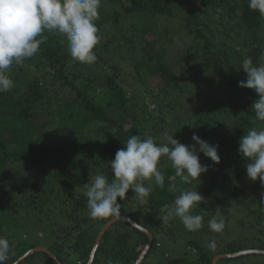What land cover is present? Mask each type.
Listing matches in <instances>:
<instances>
[{"label":"trees","instance_id":"16d2710c","mask_svg":"<svg viewBox=\"0 0 264 264\" xmlns=\"http://www.w3.org/2000/svg\"><path fill=\"white\" fill-rule=\"evenodd\" d=\"M125 1L101 0L94 64L74 61L66 38L45 32L39 53L9 69L14 87L0 93V133H11L10 139L0 136V236L12 246L14 228L26 237L29 229L38 237L43 231L60 261V254L75 252L80 264H87L110 219L89 218L84 184L98 174L114 178L110 161L132 135H150L157 143L174 136L191 145L195 134L218 145V164L199 153L209 170L182 184L179 178L169 180L174 169L162 157L165 187L154 186L147 204L131 202V189L124 201L118 198L121 215L153 236L140 264H211L218 254L254 250L264 241V185L247 178L249 161L238 149L240 138L264 129V121L251 110L258 94L239 82L247 75L243 59L264 65V18L248 8V0ZM39 118L42 124L36 123ZM170 182L204 197L192 211L203 217L200 230L188 231L178 218L166 227L158 218L161 205L179 194L168 191ZM218 207L225 227L215 233L208 221ZM230 224L254 237L225 241ZM176 233L188 236L181 253L172 259L162 251L154 259L160 246L156 236ZM211 237L215 251L206 246ZM146 243L144 233L117 221L102 237L92 264H135ZM38 254L56 264L45 253L19 264ZM22 255L9 254L5 264ZM251 255L258 254L217 264H264V259H243Z\"/></svg>","mask_w":264,"mask_h":264},{"label":"clouds","instance_id":"9594fccd","mask_svg":"<svg viewBox=\"0 0 264 264\" xmlns=\"http://www.w3.org/2000/svg\"><path fill=\"white\" fill-rule=\"evenodd\" d=\"M100 6L101 0H0V93L14 87L9 69L13 64H23L39 53L41 44L47 40L43 35L45 32L65 37L74 61L94 64L97 60L94 49L99 42L95 20ZM248 8L264 18V0H248ZM241 68L247 75L239 86L258 94L259 98L253 102L251 110L257 120L264 121V65H255L249 57L243 59ZM192 140L193 144L186 145L174 136H168L167 143H157L150 135L130 136L124 142L126 147L118 149L110 161L114 178L109 181L105 175L98 174L84 184L89 218L120 220L122 205L118 198L124 201L130 189L141 204H147L154 186L165 187L160 165L162 157H166L174 169V177H169V180L179 178L182 184H191L209 170V166L201 164L199 153L214 164L220 162L218 145H211L195 134ZM238 150L249 161L247 178L259 180L264 185V129L249 130L240 138ZM168 191L179 194L171 204L161 205L158 218L162 223L178 218L188 231L200 230L203 217L193 215L192 211L204 197L197 190H184L171 182ZM208 227L215 233L223 231L225 221L219 207L208 221ZM206 246L210 251L216 249L214 241ZM9 252L8 239L0 236V264H5Z\"/></svg>","mask_w":264,"mask_h":264},{"label":"rangeland","instance_id":"374dc122","mask_svg":"<svg viewBox=\"0 0 264 264\" xmlns=\"http://www.w3.org/2000/svg\"><path fill=\"white\" fill-rule=\"evenodd\" d=\"M125 2L127 3V0ZM150 107L153 108L152 105ZM43 120H44L43 118H39L36 121V123L42 124V122H44ZM0 136L4 137L6 139H10L11 133L9 131H5V132L0 133ZM130 200H131V202H135V200H137V199L135 197H131ZM166 225H167V223H165V226ZM233 226H234L233 224H230L231 231H230V234L228 235V237H225V241L229 242V241L236 240V239L243 241L246 237L247 238L249 236L250 237H254L252 234L250 235L249 232H245L244 229L235 231ZM166 227H168V225ZM8 231H10V229ZM28 231H29V237H26L24 231L21 228H19V227L14 228V229H12L10 231V233L12 232L14 234V236H15L13 238L14 239V241H13L14 243H13L12 246H10L9 254L11 256L16 257V256L22 255L23 253L24 254L27 253L29 251L28 248H29L30 245L34 246L33 248H35V247H45L47 249L50 248V245H51L52 241H51V237L49 236V234L44 233L42 231V233H44V234H42L40 232L41 233L40 236H44V237H38V236H36V234H34L33 229H29ZM22 236H24L25 238L24 237L21 238ZM187 238H188V236H186L185 239H184L183 238V234L179 235L177 233H176V235L174 237H169V236H164L163 237V235H161V236L157 235L156 236V240L158 241V244L160 246H159L158 251H154L153 252L154 253V256H153L154 259H158L160 257V255H161L162 251H167L171 255L172 259H174L173 256H176L177 253L182 251V248H183L184 243L186 242ZM211 241L212 242L214 241L215 244H216V239L215 238H212ZM218 244L219 243L217 242V245ZM218 247H220V246H218ZM254 248H255L254 250H264V241H263L262 245H261V243H259V244L255 245ZM60 255H61V259H63L64 262L67 263V264H77V261L79 259L78 258L79 257L78 254L75 253V252L74 253L70 252L69 255H65V254H60ZM243 259H247L248 263H250V261H255V263H256L257 260L259 261L261 259H264V257H263V255H251V256H248L247 258L245 257ZM27 264H49V261H48V259L45 256H43L41 254H38L33 260H30ZM220 264H225V263L221 262Z\"/></svg>","mask_w":264,"mask_h":264},{"label":"water","instance_id":"95a60500","mask_svg":"<svg viewBox=\"0 0 264 264\" xmlns=\"http://www.w3.org/2000/svg\"><path fill=\"white\" fill-rule=\"evenodd\" d=\"M117 221L127 222L132 227L137 228L139 231H141L142 233H144L146 235L147 243L145 245V248L143 249V251L139 255L135 264H140L143 261L144 257L147 255V253L149 252V250L152 247L153 236L148 229H145V228L139 226L138 223L136 221H134L133 219H131L127 216H122V218L120 220H116V221L109 220L107 223H105L102 226L100 232L98 233V235L95 239V243H94L93 248L91 250L87 264H92L94 256H95V252H96L98 246L100 245L102 237L110 229V227ZM35 253L47 254L50 258H52L56 262V264H67V263L60 261L49 249H47L45 247H35V248L30 249L27 253H25L22 257L17 259L12 264H19ZM248 254H258V255L262 254V255H264V250L250 249V250H244V251H240V252H236V253H232V254H218V255L213 257L211 264H217L220 260H223V259L235 258V257H239L242 255H248Z\"/></svg>","mask_w":264,"mask_h":264},{"label":"built area","instance_id":"2783aa9c","mask_svg":"<svg viewBox=\"0 0 264 264\" xmlns=\"http://www.w3.org/2000/svg\"><path fill=\"white\" fill-rule=\"evenodd\" d=\"M78 264H80V262Z\"/></svg>","mask_w":264,"mask_h":264}]
</instances>
